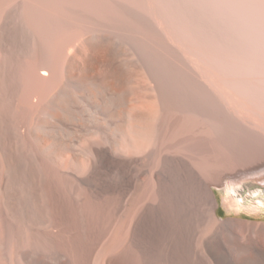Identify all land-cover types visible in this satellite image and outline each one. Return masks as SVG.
<instances>
[{"label":"bare ground","instance_id":"obj_1","mask_svg":"<svg viewBox=\"0 0 264 264\" xmlns=\"http://www.w3.org/2000/svg\"><path fill=\"white\" fill-rule=\"evenodd\" d=\"M247 176L264 0H0V264H264Z\"/></svg>","mask_w":264,"mask_h":264},{"label":"rangeland","instance_id":"obj_2","mask_svg":"<svg viewBox=\"0 0 264 264\" xmlns=\"http://www.w3.org/2000/svg\"><path fill=\"white\" fill-rule=\"evenodd\" d=\"M113 177L115 178V176H111V178ZM239 179L227 181L222 186L214 188L218 204L217 219L239 218L242 220L264 222V182L261 181V178H257V176H247ZM108 182H111V180H108ZM129 191L131 192L132 188ZM130 192L128 194L129 200H131ZM137 196H139V193ZM148 196L147 198L149 199ZM143 197L145 198L146 195H142L141 199ZM165 237L167 239L171 238L170 234L165 235ZM165 255L167 259H161L160 254L158 259L165 261L166 264H187L186 262L190 258V254L188 253H185V256L180 258L173 257L168 252H165ZM152 258L155 263H158L157 258ZM117 261L113 259V264H120ZM191 264L199 263L191 261Z\"/></svg>","mask_w":264,"mask_h":264}]
</instances>
